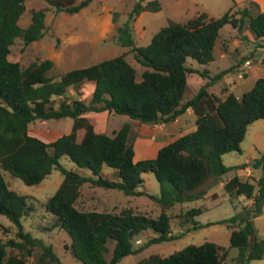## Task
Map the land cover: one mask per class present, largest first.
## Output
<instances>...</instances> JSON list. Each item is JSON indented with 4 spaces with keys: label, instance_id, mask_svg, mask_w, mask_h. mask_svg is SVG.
I'll return each mask as SVG.
<instances>
[{
    "label": "trees",
    "instance_id": "obj_1",
    "mask_svg": "<svg viewBox=\"0 0 264 264\" xmlns=\"http://www.w3.org/2000/svg\"><path fill=\"white\" fill-rule=\"evenodd\" d=\"M26 0H0V215L16 226L23 241L4 242L0 239V264H25V256L8 254L7 247L19 249L27 244L40 245L44 259L63 264L50 245L43 244L29 232H24L22 220L34 211V198L16 192L11 179H20L27 186L39 185L54 169L63 179L57 190L43 203L46 212L54 217L51 229L64 231L70 241L66 248L82 264H118L121 258L139 253L148 243L177 239L170 228V211L178 204L202 198L204 191H196L208 180L211 187L222 182L230 167L222 155L237 151L248 125L264 119V77L240 96L228 92L225 96L210 91L216 80L228 70L214 76L187 65V59L207 65L215 60V47L220 29L229 24L237 31L249 32L259 49H264V10L254 1L242 9L235 6L219 18L205 13L184 23L169 22L161 27L145 46L133 39L131 24L144 11L160 9L159 0H139L118 27V40L134 51L137 69L120 54L85 67L66 71L58 80L49 74L50 60L33 62L26 67L10 58L11 46L17 38L28 46L38 41L46 30V11L74 14L93 0H43L48 6L30 8V23L19 24L26 11ZM117 13H115V20ZM197 72L208 80L196 93L184 100L188 76ZM93 83L87 102L66 98L69 87L79 92L83 83ZM61 98L59 107L53 98ZM191 110L195 115V129L164 145L155 157L134 161V145L130 140L131 125L124 123L112 134L100 132L85 116L88 112H112L142 124H166ZM70 118L69 131L51 142L31 135L30 125L37 120ZM83 131L79 139V133ZM67 156L78 168L90 174L82 175L60 164ZM114 170L115 178H106L104 167ZM243 168L259 169L255 182L242 181L233 176L223 183L230 198L244 196L252 204L244 206L230 219L221 223L232 228L229 249L237 250L233 264H249L264 258V240L256 235L253 219L262 214L264 206V151ZM152 172L159 184L158 195L139 190L142 174ZM114 189L124 196L146 195L160 208L157 216L133 206H112L99 209L95 205H80L82 185ZM202 208L185 212L191 220ZM192 223L191 231L211 225ZM148 230L156 236L144 246L136 248V237ZM29 253V251H28ZM110 254L109 257L107 255ZM228 256L225 249L213 242L188 245L168 256L151 255L136 264H223Z\"/></svg>",
    "mask_w": 264,
    "mask_h": 264
},
{
    "label": "rangeland",
    "instance_id": "obj_2",
    "mask_svg": "<svg viewBox=\"0 0 264 264\" xmlns=\"http://www.w3.org/2000/svg\"><path fill=\"white\" fill-rule=\"evenodd\" d=\"M80 1L77 0L76 3ZM138 1L93 0L87 7L74 14L57 12L52 7H48L45 19L46 30L42 38L28 46H24L21 38H17L11 46L10 58L18 61L22 67L33 62L50 60L52 67L49 74L58 80L70 69L85 67L125 54L126 59L137 69L139 76L143 68L135 60L134 51L122 46L118 40V27L126 21L128 13ZM251 1H254L258 6L253 9V13L264 10V0H159L160 9L158 11H144L132 22V36L138 46H145L151 37L169 22L184 23L203 13L208 18H219L232 7L242 9ZM25 3L27 10L19 20L22 27H25L30 21V8L37 9L48 6L43 0H26ZM115 13L117 16L114 20ZM214 54L215 60L207 65L199 64L190 58L187 59V65L201 71L207 69L210 76L228 70V73L211 86L210 91L215 94L225 96L231 92L241 95L252 88L257 78L264 77V49L258 48L253 36L245 29L240 32L229 24L224 25L220 29V37ZM207 80L197 72L191 73L188 76L184 100L192 97ZM92 91V84L86 82L81 85L79 92L73 87H69L66 98L68 100L79 98L87 102ZM61 100L59 97H54L53 106L58 108ZM85 116L95 124L97 131L108 134H111L112 130L119 129L124 123H129L131 125L130 140L133 145L138 143L141 136L148 135L145 124L124 115L87 112ZM180 120L183 134L194 130L195 115L193 113L181 115ZM71 125L70 118L37 120L30 125V134L45 142H51L67 133ZM82 134L83 131H80L79 139ZM166 141L169 140L156 139L150 147L136 146L138 147L137 151L145 150L152 154L166 145ZM240 150V152L231 151L222 155L223 163L230 167L222 179L223 183L233 176H238L242 181L249 182H255L260 176V170L242 166L252 159L258 158L264 151V119H258L248 125L245 137L240 144ZM60 164L66 169L82 175L90 174L87 169L78 168L67 156L60 158ZM113 172L112 168L106 166L102 170L103 175L109 179L115 178ZM142 178L144 182L139 190L151 195H158L159 184L154 174L152 172L144 173ZM62 179L63 176L59 170L54 169L39 185L27 186L17 178H12L10 184L16 192L34 198V211L29 217L22 220L24 232H29L32 237L40 239L43 244L50 245L63 264H82L66 248L70 241L68 234L64 231L51 229L54 217L43 207V203L57 190ZM220 183L211 187V181L208 180L196 190L197 192L204 191L202 198L178 204L169 212L171 232L180 237L171 241L148 243L143 251L121 258L118 264H136L154 254L168 256L188 245H200L207 241L228 249V256L223 264H233L237 250L229 249L232 228L221 221L232 218L241 212L244 206L249 207L252 204V199H247L244 196L232 199L225 192L223 184L221 186ZM81 191L80 205L86 209L93 205L99 209L112 206H133L152 216H157L160 213L159 206L146 195L124 196L117 190L92 187L89 183L83 184ZM191 208H202L203 211L191 220L190 217L185 216V212ZM192 223L212 224L187 231L186 227L191 228ZM253 224L257 237L264 240V206L262 214L253 219ZM155 236L156 234L151 230L142 232L136 237L134 246L136 248L144 246ZM0 239L4 242L13 240L24 243L17 236L16 226L3 215H0ZM7 252L17 256L23 254L26 260L25 264H56L47 258L44 259V250L40 245L27 244L23 249L8 246ZM109 256L110 254L107 255V257ZM249 264H264V258L252 260Z\"/></svg>",
    "mask_w": 264,
    "mask_h": 264
},
{
    "label": "crops",
    "instance_id": "obj_3",
    "mask_svg": "<svg viewBox=\"0 0 264 264\" xmlns=\"http://www.w3.org/2000/svg\"><path fill=\"white\" fill-rule=\"evenodd\" d=\"M26 10H27V8H26ZM30 21L27 23V25L30 23ZM90 84H92V86L94 88L93 83H90ZM236 96H240V95H236ZM100 113H102V112H100ZM108 113H110V112H108ZM186 113H192V111L191 110H188ZM186 113H184V114H186ZM94 126H95V124H94ZM145 127L148 130L146 132L148 135L147 136H144V135L141 136L139 138V140H138V143L136 145H134V151H135L134 161H138L139 159L141 160V159L153 158V157L156 156L157 151L159 150V149H157L156 152L154 151V153L149 154L145 150H143V151L142 150L141 151L140 150L137 151V149H138L139 146L140 147H145V146L146 147H150L153 144V141L156 140V139H159V140H169V141H166L167 142L166 144H168V143L174 141L175 139H177L178 137H180L181 135H183V133H182L183 131L181 129V120H180V117L177 118L176 120H174L172 122H169V123H166V124H162V123L145 124ZM95 129H96V127H95ZM113 132H114V130H112L111 134ZM29 133H30V129H29ZM136 146H138V147H136ZM257 170H259V169H257ZM220 184L222 186L223 182H221Z\"/></svg>",
    "mask_w": 264,
    "mask_h": 264
},
{
    "label": "built area",
    "instance_id": "obj_4",
    "mask_svg": "<svg viewBox=\"0 0 264 264\" xmlns=\"http://www.w3.org/2000/svg\"><path fill=\"white\" fill-rule=\"evenodd\" d=\"M248 63V62H247Z\"/></svg>",
    "mask_w": 264,
    "mask_h": 264
}]
</instances>
